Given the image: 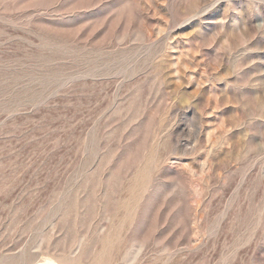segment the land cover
<instances>
[{
    "label": "rangeland",
    "instance_id": "374dc122",
    "mask_svg": "<svg viewBox=\"0 0 264 264\" xmlns=\"http://www.w3.org/2000/svg\"><path fill=\"white\" fill-rule=\"evenodd\" d=\"M0 264H264V0H0Z\"/></svg>",
    "mask_w": 264,
    "mask_h": 264
}]
</instances>
